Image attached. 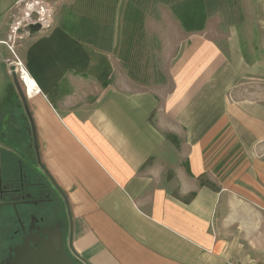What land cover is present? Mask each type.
<instances>
[{
  "label": "crops",
  "instance_id": "obj_1",
  "mask_svg": "<svg viewBox=\"0 0 264 264\" xmlns=\"http://www.w3.org/2000/svg\"><path fill=\"white\" fill-rule=\"evenodd\" d=\"M8 1L0 0V12ZM254 2L264 49V0ZM156 6L187 31L169 0H154L146 12L157 14ZM204 29L188 31L167 89L117 88L110 72L95 71V51L116 61V30L107 23L68 31L87 36L80 38L90 59L85 70H63L46 58L36 66L45 92L38 85L30 99H42L29 103L42 167L67 199L74 251L89 264H260L264 257V86L261 97L236 98L247 76L264 85V58L248 61L236 37L226 53ZM32 37L26 58L43 36ZM96 77L104 86L85 89ZM70 82L84 88L67 93ZM171 133L184 158L170 156ZM223 175L228 180L218 181ZM230 192L257 208L228 201ZM232 205L245 207L247 217L238 220Z\"/></svg>",
  "mask_w": 264,
  "mask_h": 264
},
{
  "label": "rangeland",
  "instance_id": "obj_2",
  "mask_svg": "<svg viewBox=\"0 0 264 264\" xmlns=\"http://www.w3.org/2000/svg\"><path fill=\"white\" fill-rule=\"evenodd\" d=\"M30 1L32 0H9L6 3L8 4L7 9L0 12V58L2 57L4 60L3 62L0 60V150L5 157L11 151L5 142L13 138L11 134L19 131V128L24 130V128L28 127L30 130L29 117H24L26 114H24L25 110L22 109V102L19 97L16 98L14 96L17 89L10 70L12 65H16L13 62H17L19 59L27 68L25 52L33 37H22L19 36V33L25 31L24 26L30 20V17H27L26 10L27 3ZM45 1L52 7L53 21L51 22V27L40 34L43 37L49 36L58 27L73 31L76 28L97 25L98 29H102L104 24L107 23L115 28L116 43L112 53L116 61L112 60L108 63V59H102V55L97 53V51L93 54L95 55V71L100 74L112 73H109V83L117 88L129 90H155L161 88L160 86L166 89L170 87L169 69L190 34L188 31H184L178 22L174 23L172 17L161 15L164 10L159 9L158 6H156L158 9L157 14H154V11L151 14L148 11L146 12V9L150 8L154 0H146L145 2L139 0L140 6L133 0ZM255 5L254 0H214L213 8L210 6L211 11L202 33H206L207 36L217 41L226 53L229 52L230 38L236 37L240 40L242 53H244L248 61L264 58L263 38L259 28L261 23L256 15ZM138 8L144 11L142 13L141 10L138 12ZM36 15L33 14L32 18L34 19ZM20 22L21 26L17 32L18 34L14 35L11 40L10 36L13 27ZM87 34L89 35V33ZM85 37L87 36H82V38ZM10 45L14 47L15 52L11 51ZM85 46L90 49L92 47L88 44H85ZM120 56L125 58L124 63L118 60ZM98 67L101 68L100 71H97ZM16 69L20 84L23 90H26L24 82L20 78L21 68L16 67ZM258 79V77L255 78L253 76L244 78L241 82L242 84L236 90V98L261 97L264 85L263 81ZM103 80L102 77H96L94 81H84V83L88 82L89 84L85 86V89L88 87V90L93 89L96 91L104 86L102 84ZM71 83L73 82L68 83L66 86L69 88L66 90L67 93H73L74 91L77 94L78 90H80V85L74 83L72 85ZM46 92L51 101H54L55 92L48 90ZM41 96L28 99V101L31 100L33 104H36L39 99H42ZM87 98L83 97V99ZM62 99H65V97ZM9 102L13 105L9 104ZM86 102L89 103V100ZM29 130L28 133H30ZM170 137L175 141L174 147L169 153L170 156L174 157L175 160L178 156L184 158L182 146L178 143V137L172 133ZM19 144L25 154L30 155L31 158L28 161L24 159L25 164L31 166V160H33L44 167L41 159H38L37 155L35 156V153H33L29 142H19ZM226 179L228 180V177L223 175L218 178V181H225ZM51 182H53V179L47 174L46 186L48 190L51 188ZM237 182L241 181L237 180ZM227 195L229 196L227 198L228 201L248 202L253 208H257V205L249 200L244 193L230 192ZM46 205L47 208L51 207L49 202ZM232 206V209H234L235 205ZM60 207L65 219L68 218V220H64L67 231H71V227L73 230L74 220H72L71 225L65 200H62ZM236 207L238 220L245 219L248 215L245 207H241V205ZM250 218V220H258L257 216L255 218L251 216ZM231 226V221H228L225 228L230 229ZM7 228L9 227H6L5 231H8ZM5 233L7 234V232ZM6 234H4V230L0 226V255L3 254L1 246L5 241ZM263 258L259 259L260 264H264Z\"/></svg>",
  "mask_w": 264,
  "mask_h": 264
},
{
  "label": "flooded vegetation",
  "instance_id": "obj_3",
  "mask_svg": "<svg viewBox=\"0 0 264 264\" xmlns=\"http://www.w3.org/2000/svg\"><path fill=\"white\" fill-rule=\"evenodd\" d=\"M14 96L20 98L18 91ZM22 107L25 110L23 103ZM26 116L27 114L24 117ZM28 124L30 130L28 127H23L24 130L19 128V131L11 134L12 139L5 141L11 155L7 154L5 157L0 150V226L4 234L7 232L1 246L3 254L0 255V264H15L17 250L24 246L28 237L32 247L40 248V243L36 244L32 239L43 237L48 226L54 228L56 225L63 230L66 253L75 263L81 264L68 245L70 231H67L64 222L68 218L63 216L60 207L62 198L58 188L51 182V188L47 189V174L40 164L35 161L31 166L24 163V159L27 160L30 155L25 154L19 142H29L33 153L37 155L30 120ZM47 202L51 203L50 208H47ZM6 227H9L8 231H5Z\"/></svg>",
  "mask_w": 264,
  "mask_h": 264
},
{
  "label": "trees",
  "instance_id": "obj_4",
  "mask_svg": "<svg viewBox=\"0 0 264 264\" xmlns=\"http://www.w3.org/2000/svg\"><path fill=\"white\" fill-rule=\"evenodd\" d=\"M169 2L173 13L187 31L204 29L209 8L214 4V0H169ZM78 35L79 39L65 28L58 27L49 36L41 37L31 45L26 59L27 69L43 92H45L44 87L41 86L42 83L35 73L36 66L38 67V63L42 61L41 58H46L50 65L54 64L57 67L60 64L64 65L63 70L81 72L88 67L90 59L80 39L84 34L79 32Z\"/></svg>",
  "mask_w": 264,
  "mask_h": 264
},
{
  "label": "water",
  "instance_id": "obj_5",
  "mask_svg": "<svg viewBox=\"0 0 264 264\" xmlns=\"http://www.w3.org/2000/svg\"><path fill=\"white\" fill-rule=\"evenodd\" d=\"M29 30L31 31L32 36H36L38 34L42 33V26L40 23L30 24L28 26ZM11 73L13 76V81L15 84V87L20 95V98L22 100L23 106L25 108V112L27 116L29 117L32 132H33V139L36 149V154L38 158L40 159V151H39V144H38V136L36 131V125L34 122L33 115L31 113L30 109V103L28 101L29 94L28 90H23L19 78L17 76V69L15 65H12ZM60 191V190H59ZM65 199V202L67 204L68 208V216L71 221V213L69 209V205L67 202V199L65 195H62ZM34 243H40V248L36 249L30 245L31 240L26 238L24 242V246L21 249L17 250L16 260L14 261L15 264H78L75 263L72 258L66 253L64 248V239H63V230L60 228L59 225H56L54 228L52 226H48L44 230V236L39 239H32ZM68 245L76 257H78L82 263L89 264L84 258L80 257L76 254L74 251L73 245H72V227L69 235Z\"/></svg>",
  "mask_w": 264,
  "mask_h": 264
},
{
  "label": "built area",
  "instance_id": "obj_6",
  "mask_svg": "<svg viewBox=\"0 0 264 264\" xmlns=\"http://www.w3.org/2000/svg\"><path fill=\"white\" fill-rule=\"evenodd\" d=\"M26 10H27V17H30V20H28L27 24L24 26L25 27V31L19 33V36H24V37H29L31 35V31L29 30L28 26L30 24H35V23H40L43 30L49 29L51 27V22L53 21L52 18V7L47 3V1L45 0H32L30 2L27 3L26 6ZM33 14H37L36 17L33 19ZM21 26V22L17 25H15L13 27L12 30V34L10 36V39L12 40V38H14V35H17L18 30L20 29ZM4 43H7L5 41H3ZM12 52L14 51V47L13 46H9ZM13 63H15L16 67H20L22 69L27 70V68L25 67V65L22 63V61L19 59V61H14Z\"/></svg>",
  "mask_w": 264,
  "mask_h": 264
},
{
  "label": "bare ground",
  "instance_id": "obj_7",
  "mask_svg": "<svg viewBox=\"0 0 264 264\" xmlns=\"http://www.w3.org/2000/svg\"><path fill=\"white\" fill-rule=\"evenodd\" d=\"M20 75L21 80L24 82L25 89L28 90L29 98L30 96L38 95L40 93V87L31 74L27 70L21 68Z\"/></svg>",
  "mask_w": 264,
  "mask_h": 264
}]
</instances>
